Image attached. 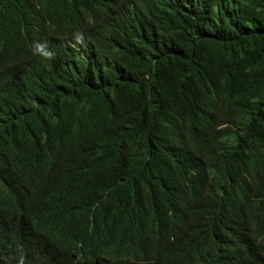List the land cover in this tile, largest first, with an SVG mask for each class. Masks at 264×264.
Instances as JSON below:
<instances>
[{"label": "trees", "instance_id": "obj_1", "mask_svg": "<svg viewBox=\"0 0 264 264\" xmlns=\"http://www.w3.org/2000/svg\"><path fill=\"white\" fill-rule=\"evenodd\" d=\"M0 58V192L42 171L68 254L264 250V0H0Z\"/></svg>", "mask_w": 264, "mask_h": 264}, {"label": "clouds", "instance_id": "obj_2", "mask_svg": "<svg viewBox=\"0 0 264 264\" xmlns=\"http://www.w3.org/2000/svg\"><path fill=\"white\" fill-rule=\"evenodd\" d=\"M20 32L28 37L35 53L54 36L55 25L50 21L21 20ZM45 56L50 53L45 52ZM7 58H0V77L17 81ZM12 150L0 145V174L11 167ZM17 173L9 175L0 192V264H264V250L252 246L204 248L192 252L185 244L173 246L165 255L150 243L134 244L117 239L107 244L99 254H68L70 244L57 238L67 227L57 228L60 211L51 209L41 196L42 171L31 172L27 183L17 181ZM144 245V254L138 253ZM115 258L114 261L110 257Z\"/></svg>", "mask_w": 264, "mask_h": 264}, {"label": "bare ground", "instance_id": "obj_3", "mask_svg": "<svg viewBox=\"0 0 264 264\" xmlns=\"http://www.w3.org/2000/svg\"><path fill=\"white\" fill-rule=\"evenodd\" d=\"M115 256H116V255H114L113 257H110V260H113V261H114L113 258H115ZM76 262H77V263H80V264H84L83 261H82V259H78V260H76Z\"/></svg>", "mask_w": 264, "mask_h": 264}]
</instances>
